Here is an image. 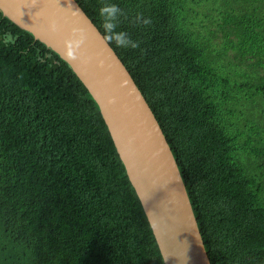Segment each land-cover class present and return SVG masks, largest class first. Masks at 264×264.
<instances>
[{
    "label": "trees",
    "instance_id": "trees-1",
    "mask_svg": "<svg viewBox=\"0 0 264 264\" xmlns=\"http://www.w3.org/2000/svg\"><path fill=\"white\" fill-rule=\"evenodd\" d=\"M179 165L211 264H264V0H77ZM151 19L147 26L134 18ZM101 108L0 8V264H165Z\"/></svg>",
    "mask_w": 264,
    "mask_h": 264
},
{
    "label": "water",
    "instance_id": "water-1",
    "mask_svg": "<svg viewBox=\"0 0 264 264\" xmlns=\"http://www.w3.org/2000/svg\"><path fill=\"white\" fill-rule=\"evenodd\" d=\"M0 8L58 52L101 108L129 178L143 204L165 264H211L179 165L133 76L77 0H0ZM58 30H51V22ZM85 36L70 60L65 38Z\"/></svg>",
    "mask_w": 264,
    "mask_h": 264
},
{
    "label": "clouds",
    "instance_id": "clouds-1",
    "mask_svg": "<svg viewBox=\"0 0 264 264\" xmlns=\"http://www.w3.org/2000/svg\"><path fill=\"white\" fill-rule=\"evenodd\" d=\"M98 15L102 20L101 27L104 30V39L108 44L114 43L116 47L125 49L139 48V42L133 40L126 31L117 30L120 24V17L126 16L123 9H121L117 4H103L98 9ZM151 22L152 21L150 18H146L139 13L134 18V23H136L137 25L147 26L151 24ZM50 27L53 32L58 30V27L54 21L51 22ZM84 41L85 36L78 28H73L71 30V33L65 38V52L66 56L70 60H76L82 54L81 46L84 44ZM149 227L154 228L155 224L153 222H150Z\"/></svg>",
    "mask_w": 264,
    "mask_h": 264
}]
</instances>
